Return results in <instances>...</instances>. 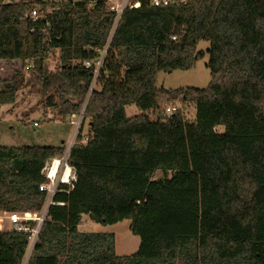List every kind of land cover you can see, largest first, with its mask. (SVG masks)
<instances>
[{
    "label": "trees",
    "instance_id": "1",
    "mask_svg": "<svg viewBox=\"0 0 264 264\" xmlns=\"http://www.w3.org/2000/svg\"><path fill=\"white\" fill-rule=\"evenodd\" d=\"M6 2L0 69L13 71L0 79V107L37 89L43 122L63 123L92 88L81 127L89 140L69 156L76 182L56 195L65 205L50 207L26 264H264V0H140L117 23L105 0ZM201 41L207 88L158 89L159 72L203 58ZM129 106L140 114L126 117ZM166 107L176 110L156 120ZM62 151L0 146V212H38L41 170ZM155 171L171 177L153 181ZM82 215L103 226L129 220L137 251L117 257L112 234L80 233ZM27 236L0 231V264H22Z\"/></svg>",
    "mask_w": 264,
    "mask_h": 264
},
{
    "label": "rangeland",
    "instance_id": "2",
    "mask_svg": "<svg viewBox=\"0 0 264 264\" xmlns=\"http://www.w3.org/2000/svg\"><path fill=\"white\" fill-rule=\"evenodd\" d=\"M78 2L79 0H74ZM107 6L118 3L119 0H105ZM209 44L201 41L196 50L203 52L202 59L196 62L194 68L189 71H161L156 77V87L164 90L177 89H205L210 82V72L207 68L209 60L207 50ZM58 65L57 54L49 62V70H54ZM13 68L6 67L0 69V79L12 75ZM29 75V74H28ZM24 80H27L25 78ZM39 91L30 90L29 87L22 89L17 94L14 105L0 107V146L10 148L31 147V146H53L60 147L67 143L73 133V127L67 122L45 123L42 120L39 107ZM184 115L188 120H194L195 110L192 106L183 108ZM126 117L131 118L140 114V111L129 106L125 108ZM151 119H154L150 115ZM36 124V125H34ZM223 133V128L218 129ZM87 127L82 128L81 134L85 135ZM61 141H64L61 144ZM163 175L171 177V172L164 174L162 171H155L151 180H160ZM0 212V229L10 230L8 220ZM80 233L112 234L115 240L114 252L117 257H127L134 254L139 247V238L130 231V221L124 220L114 225L103 226L96 224L89 219L88 215H82L81 224L78 227Z\"/></svg>",
    "mask_w": 264,
    "mask_h": 264
},
{
    "label": "built area",
    "instance_id": "3",
    "mask_svg": "<svg viewBox=\"0 0 264 264\" xmlns=\"http://www.w3.org/2000/svg\"><path fill=\"white\" fill-rule=\"evenodd\" d=\"M148 1L153 7L166 6L171 3V0ZM11 2H19V0H7L6 3ZM139 6L140 0H119L118 3L111 4L107 7L110 12H113L115 14V23H117L125 10L138 8ZM26 18L30 19L32 22L37 21L40 18L38 10L33 9L28 15H26ZM106 50V48L103 50L100 60L95 63L94 74H96L100 69L106 55ZM84 66L85 68L90 67L88 63H85ZM28 67L30 68L31 65H29ZM25 76V78H29L28 72L25 73ZM91 91L92 88L90 89V92L86 97V100L84 101L80 111L77 114H70L67 117L66 122L71 127H73V133L70 136L68 142L63 144L62 153L59 156L53 157L52 159L47 161L41 170V176L44 181L39 186V191L44 193V202L40 210L38 212L3 213V216L8 220L10 224V230L28 233V244L22 264H26L29 260L33 247L37 241L40 228L47 218V213L50 207H63L65 205L63 202L55 200L56 195L59 193H68V190H72L74 183L76 182L75 171L69 164V156L71 148L75 144L79 142L85 144L89 140L86 135H82L80 132L82 131L81 127L83 124L84 112ZM175 110L176 108L166 107L165 115H169ZM79 134L82 137L80 141ZM29 223H33L34 226L32 228L29 227Z\"/></svg>",
    "mask_w": 264,
    "mask_h": 264
},
{
    "label": "water",
    "instance_id": "4",
    "mask_svg": "<svg viewBox=\"0 0 264 264\" xmlns=\"http://www.w3.org/2000/svg\"><path fill=\"white\" fill-rule=\"evenodd\" d=\"M168 119L169 116L164 114V115H159L156 120H168Z\"/></svg>",
    "mask_w": 264,
    "mask_h": 264
},
{
    "label": "crops",
    "instance_id": "5",
    "mask_svg": "<svg viewBox=\"0 0 264 264\" xmlns=\"http://www.w3.org/2000/svg\"><path fill=\"white\" fill-rule=\"evenodd\" d=\"M10 77V76H9ZM9 77H7V78H9ZM7 78H3V79H7ZM34 125H36V124H34ZM64 143V141H61V144H63ZM0 231H2V230H0Z\"/></svg>",
    "mask_w": 264,
    "mask_h": 264
}]
</instances>
